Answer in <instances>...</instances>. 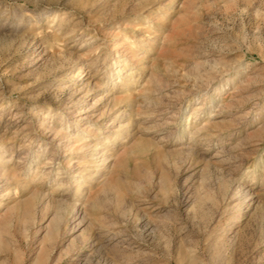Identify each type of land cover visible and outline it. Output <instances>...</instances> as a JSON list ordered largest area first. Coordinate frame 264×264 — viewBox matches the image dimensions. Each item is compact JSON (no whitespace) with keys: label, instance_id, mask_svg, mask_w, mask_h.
<instances>
[{"label":"rangeland","instance_id":"1","mask_svg":"<svg viewBox=\"0 0 264 264\" xmlns=\"http://www.w3.org/2000/svg\"><path fill=\"white\" fill-rule=\"evenodd\" d=\"M0 264H264V0H0Z\"/></svg>","mask_w":264,"mask_h":264},{"label":"bare ground","instance_id":"2","mask_svg":"<svg viewBox=\"0 0 264 264\" xmlns=\"http://www.w3.org/2000/svg\"><path fill=\"white\" fill-rule=\"evenodd\" d=\"M100 116H101V114H100ZM65 137V136H64ZM37 169V168H36ZM241 190V192L244 194H246V191L245 190H243V189H240ZM41 198V197H40ZM43 198V197H42ZM42 200V199H41ZM73 205V204H72ZM72 210H74V209H72ZM78 211H76L75 213H77ZM75 216V215H74Z\"/></svg>","mask_w":264,"mask_h":264}]
</instances>
